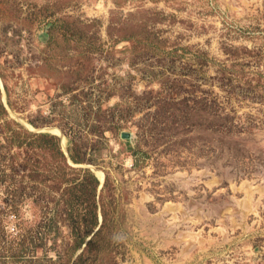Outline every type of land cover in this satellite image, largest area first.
<instances>
[{
    "label": "rangeland",
    "instance_id": "1",
    "mask_svg": "<svg viewBox=\"0 0 264 264\" xmlns=\"http://www.w3.org/2000/svg\"><path fill=\"white\" fill-rule=\"evenodd\" d=\"M0 264H264V0H0Z\"/></svg>",
    "mask_w": 264,
    "mask_h": 264
}]
</instances>
